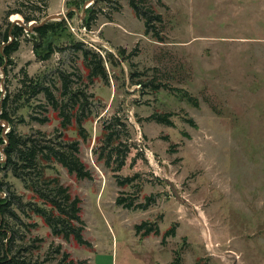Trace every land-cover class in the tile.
Masks as SVG:
<instances>
[{"label": "rangeland", "instance_id": "rangeland-1", "mask_svg": "<svg viewBox=\"0 0 264 264\" xmlns=\"http://www.w3.org/2000/svg\"><path fill=\"white\" fill-rule=\"evenodd\" d=\"M132 1L148 15L137 18L130 0H0V39L7 23L64 18L62 39L23 32L0 65V93L14 100L18 136L56 151L77 142L91 176L77 180L56 164L46 174L81 201L91 249L53 237L21 207L8 221L15 255L39 264L63 254L87 264H264V0ZM49 42L54 53L42 62L35 51ZM85 53L105 78L91 75ZM45 91L75 104L79 130L60 129ZM164 116L169 126L157 122ZM0 184L39 206L1 171ZM118 198L148 209L123 210ZM144 223L159 236L137 237Z\"/></svg>", "mask_w": 264, "mask_h": 264}, {"label": "trees", "instance_id": "trees-1", "mask_svg": "<svg viewBox=\"0 0 264 264\" xmlns=\"http://www.w3.org/2000/svg\"><path fill=\"white\" fill-rule=\"evenodd\" d=\"M130 6L137 18L143 15L146 17L148 15L146 13L142 14L132 0H130ZM91 18H88L87 23L93 20ZM150 20H159V17L146 20L145 27L147 30ZM34 21L36 20L25 18L23 24L28 26ZM64 26V22L49 23L39 29H35L34 33L37 37L46 41L48 37H55V40L62 39L61 33L64 30ZM23 32V28L7 23L0 39L2 41L0 44L1 66L5 65V60H8L11 55L18 51V39L23 35ZM10 38H12L11 42H9ZM35 53L40 61H48L54 53L53 42L41 46ZM84 58L88 60L89 68H91V75L93 77L101 76V78H105L99 62L89 58L87 53H85ZM5 75L7 76L6 71ZM25 79L28 80L27 77ZM67 80L63 81L64 96L69 88V82ZM22 86L25 89L29 88L34 95H39L43 92L38 85L32 87L30 83V86L27 87L26 81L22 83ZM44 94L47 105L57 114V118L60 120V129L62 131L66 130L74 123L79 130L80 120H77V110L73 109L75 108V104H72L71 106L73 107L71 108L66 103H59L51 93L45 91ZM183 98L187 99L188 103L192 101V99H189L186 95H184ZM13 102L14 100L10 95L2 99L0 93V121L4 124L7 123L9 130L4 137V129L0 126V162L3 161V163L0 164V171L3 172L5 176H10L14 180L19 181L24 186V189L32 195V199L39 202V206L36 204L24 205L22 197L17 196L9 186L6 187L0 184V192L6 195V199H0V240L2 241V257L0 258V264H39L37 262H32L31 259H20L13 251L16 235L9 229L8 221L16 219L15 212L17 208L21 207L30 208L29 212L43 221L44 225L50 229L53 237L62 239L66 243L73 241L79 247H83L87 250L91 249V245L84 241L82 237L85 225L81 218V201L78 198H72L68 189L61 186L57 178H46L47 171L52 169L51 165L56 164L61 166L69 176H73L77 180H91V176L85 172L84 165L78 158L79 149L77 142H65L63 136L60 135V137L62 136L61 139L69 145L65 147L64 151H56L53 147L43 146L40 142L29 139L28 137L18 136L14 129V121L8 111ZM64 108H67V110L65 111ZM48 121L49 119L46 117L43 121H39V124H47ZM157 122L169 126L166 116L158 118ZM189 124L192 123L190 122ZM1 154H3L4 159L1 157ZM122 167L123 165L118 168V171ZM132 182L133 180L126 179L119 182L118 185L119 187L130 186ZM116 206L126 211H146L148 209V205L135 206L132 201L127 203V200L121 198L117 199ZM134 230L136 236L143 239L150 236H159V230L154 224L144 223L140 226H136ZM174 233L175 228H171L166 232L163 236V242L167 238L173 237ZM10 236L11 239H9ZM60 264L87 263L75 262L70 259L69 255L63 254Z\"/></svg>", "mask_w": 264, "mask_h": 264}, {"label": "water", "instance_id": "water-1", "mask_svg": "<svg viewBox=\"0 0 264 264\" xmlns=\"http://www.w3.org/2000/svg\"><path fill=\"white\" fill-rule=\"evenodd\" d=\"M91 1H93V0H91ZM89 3L87 2L86 3V5L84 6V10H88V8H86L87 7V5H88ZM56 20H59L60 22H62L63 20H64V18H59V17H48L47 19H45L43 22H41L39 25H35V24H30V25H28V26H25L22 22H14L13 24H15V26H18V27H20V28H23L24 29V33L26 34V38H28V36L29 35H34V30L35 29H39V28H41V27H43V26H45V25H47V24H49V23H55V22H58V21H56ZM39 42H41V39L39 38ZM6 61V60H5ZM5 64H6V62H5ZM4 126L5 127H3L5 130H7V128H8V124L6 123V124H4ZM5 133H4V137H5ZM1 153H2V151H1ZM3 155V154H2ZM1 163H3V161H1L0 162V164Z\"/></svg>", "mask_w": 264, "mask_h": 264}]
</instances>
